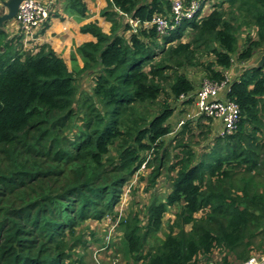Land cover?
Returning a JSON list of instances; mask_svg holds the SVG:
<instances>
[{"label":"trees","instance_id":"trees-1","mask_svg":"<svg viewBox=\"0 0 264 264\" xmlns=\"http://www.w3.org/2000/svg\"><path fill=\"white\" fill-rule=\"evenodd\" d=\"M175 1L108 0L101 16L111 32L84 25L97 41L79 47L85 64L72 71L49 44L27 49L21 32L0 30V264H65L83 242L77 228L113 215L144 165L150 188L166 172L172 191L148 206L144 226L137 216L121 221L134 263L215 264L216 249L238 262L264 254V66L228 79L264 53V0H180L184 11L200 8L164 34L146 26L156 17L173 24ZM63 3L66 14L88 16L84 0ZM194 69L199 83L229 82L240 108L231 134L204 116L174 130L176 115L194 112ZM202 128L207 143L197 147ZM175 205L166 239L145 255ZM221 264L233 263L226 255Z\"/></svg>","mask_w":264,"mask_h":264},{"label":"rangeland","instance_id":"rangeland-1","mask_svg":"<svg viewBox=\"0 0 264 264\" xmlns=\"http://www.w3.org/2000/svg\"><path fill=\"white\" fill-rule=\"evenodd\" d=\"M215 2H217V0L212 1V3ZM212 6L211 3L207 4L203 16L209 14ZM60 7L61 5L57 3V11L58 8L59 11H61ZM107 8L108 6L105 9ZM55 13L56 9L54 14ZM6 33L10 38L14 35V33L9 31ZM188 39L189 38L185 39V41H188ZM37 45L38 44H34V42L31 43V41L26 42L27 49L35 48ZM262 54V52L258 53L251 62L246 63L245 65L236 64L228 73V79H230V82L235 80L246 69L254 67V65L260 60ZM190 77L193 79L196 78L198 80V88L201 87L200 85H202L203 82H199L203 78V74L200 69L190 70ZM79 83L84 89H90L93 86V79L80 78ZM180 115H182V112L176 115V121H174L173 124L175 131H177L178 123L180 122L178 119V116ZM178 129H180V127ZM202 132L207 133V128L195 130L193 140L197 143V147L200 145L203 147L207 143L205 139L207 134H202ZM190 137L191 136H188L187 138ZM172 151L174 152L173 155L179 153L178 150ZM150 173L151 170L144 165L140 170V174L137 173L127 184L124 185L120 201L114 207L113 215L107 216L102 220L89 219L77 228V237H81L83 242L71 248L68 252L70 253V258L67 259L65 264H136L128 253V247L124 239V231L120 223L121 221L133 219V217L137 216L138 219L141 220V224L144 226L147 222L146 214L148 206L155 202L156 199L158 203L166 201L165 199L167 195L172 191V181L168 176L169 174H166V172L158 179L156 185L153 188H150L148 183ZM142 176L144 177V180H141ZM179 209L180 205L169 207L163 219L161 230L157 233L151 234L149 237V242L144 250L145 255L151 248L158 247L166 239V236L170 231V226L175 220V216L179 212ZM202 215L203 213L198 216L200 217ZM187 229H190V227ZM261 254L263 253L260 251L252 252L250 258L254 255L257 256ZM226 255H229V259L233 264L244 263L236 261L234 255L228 254L227 251L221 249H216L211 258L215 264H221ZM138 264H142V262H139ZM202 264H205V262H202Z\"/></svg>","mask_w":264,"mask_h":264},{"label":"built area","instance_id":"built-area-1","mask_svg":"<svg viewBox=\"0 0 264 264\" xmlns=\"http://www.w3.org/2000/svg\"><path fill=\"white\" fill-rule=\"evenodd\" d=\"M55 7V0H24L21 3L14 23L21 30L26 42L35 40L36 31L50 21L55 12ZM199 8L200 4L194 2L189 10L184 11L182 1L176 0L173 3L175 16L173 24L168 19L156 17L151 23H146V26L156 25L158 31L164 34L169 29L179 25L183 17L191 18L194 16ZM130 23L134 29L139 25L138 21L130 20ZM229 88L230 84L227 81L217 84L210 80H204L196 97L194 112H188L186 117L179 122L178 128L188 120H196L204 116L214 122L218 127L217 132L221 136L231 134L240 121V108L235 101L228 99ZM241 264H264V254L254 255Z\"/></svg>","mask_w":264,"mask_h":264},{"label":"crops","instance_id":"crops-1","mask_svg":"<svg viewBox=\"0 0 264 264\" xmlns=\"http://www.w3.org/2000/svg\"><path fill=\"white\" fill-rule=\"evenodd\" d=\"M46 1V0H42ZM88 13L87 17L80 21L77 17L66 14L63 11V0H55L61 5L60 10L55 7L59 16H54L48 22V27L44 26L36 31L35 40L31 43L42 45L49 44L53 50L64 59L68 68L72 71L74 67L83 68L84 60L79 53V47L87 42H96V38L87 33H82L81 28L88 24L98 22L99 26L107 34L111 31V23L107 22L104 17L101 16L102 11L108 6V0H84ZM5 11L4 7L0 5V15ZM12 32L14 34L21 32L19 27L14 23L6 25L5 32ZM71 65V66H70Z\"/></svg>","mask_w":264,"mask_h":264},{"label":"water","instance_id":"water-1","mask_svg":"<svg viewBox=\"0 0 264 264\" xmlns=\"http://www.w3.org/2000/svg\"><path fill=\"white\" fill-rule=\"evenodd\" d=\"M24 0H2L0 5L4 7L5 11L0 15V30L6 31V25L15 21V17L19 11V7ZM2 52H0V56ZM264 66V53L260 57L256 68H262Z\"/></svg>","mask_w":264,"mask_h":264}]
</instances>
